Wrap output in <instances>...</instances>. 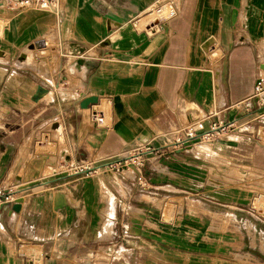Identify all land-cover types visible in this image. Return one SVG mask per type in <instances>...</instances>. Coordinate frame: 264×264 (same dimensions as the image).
<instances>
[{
  "label": "crops",
  "instance_id": "1",
  "mask_svg": "<svg viewBox=\"0 0 264 264\" xmlns=\"http://www.w3.org/2000/svg\"><path fill=\"white\" fill-rule=\"evenodd\" d=\"M159 1L57 0L54 13L0 0V190L20 205L13 211L16 201H0V264H102L104 250L135 264V238L170 224L152 228L145 201L139 213L131 210L133 175L127 181L113 170L118 183L101 165L138 146L158 149L177 127L217 119L247 130L147 153L150 169L186 173L174 182L188 195L176 198L174 243L164 248L176 252L174 264H264V212L243 200L248 183L264 180V110L255 119L253 110L235 108L264 57V0H173L166 27L148 32L149 9ZM38 41L49 46L43 76L40 58L26 50ZM37 85L48 92L33 101ZM86 97L96 100L82 107ZM212 154L226 167L209 165ZM67 159L95 169H57ZM215 172L229 175L211 182L226 191L218 201L199 191ZM203 200L222 212L204 211ZM143 254L136 264H156Z\"/></svg>",
  "mask_w": 264,
  "mask_h": 264
},
{
  "label": "rangeland",
  "instance_id": "2",
  "mask_svg": "<svg viewBox=\"0 0 264 264\" xmlns=\"http://www.w3.org/2000/svg\"><path fill=\"white\" fill-rule=\"evenodd\" d=\"M153 18L154 17L151 16V19ZM48 48L49 46H46L40 49H31V48L26 49L29 53L35 54V58H40V61H38V64L36 65V67H38V72L41 76H43V74L45 73L41 69L40 65H44L46 68V61L41 60V59L46 58V54L49 52ZM30 63H32V60H29L28 62L23 61L21 65L26 66ZM205 158L208 159L209 163L207 161L206 163H208L209 165L210 164L214 166L219 165L221 166V168L226 167L227 162L218 155L212 154V156L211 155L209 157L205 156ZM146 162L147 160L141 166V172H142L141 180H138V179L132 180V183H134V188L131 187L130 189L131 191L133 190V192L131 193L135 198L133 201V204L135 203L136 204H135V207H131V210H133L136 213H139V211L137 210V207H138L137 205H142L144 203L143 201H145V204H146L145 206L149 208L152 214L151 216L152 220L150 222L152 223L151 227L153 228L155 224L160 223V222L163 224L164 223L170 224V226H167V227L164 226L165 228L164 232L163 231L162 232H158V231L150 232L151 234L147 233V236L135 238L136 242L140 244V246H138L135 250L136 251L135 255L138 256L136 257V261L137 259H141L142 255H145L143 254V252H145L147 255L151 256L152 261H154L156 264L178 263L179 259H177L178 256L176 255V252L171 251L169 249H165V248H168L169 246L173 247L172 245L174 243V238L172 237V234L175 232V229H177L175 225L176 221L171 219V217H174L173 215L175 212H181V209H180L181 205L177 203L176 198H178V196L180 195H188V194H185L184 192L181 193L179 190V187L175 186L174 182L177 181L176 183L178 184L182 183L181 176L186 177V173L177 174L174 171H172V172H169L171 174H165V172H163L164 170L162 167H157L154 170H152L149 168V165L147 166ZM146 166H147V169L143 170ZM169 170H171V168ZM120 171H122L124 175V176L122 175V177H124V179H126L127 181H131L129 180L131 179L130 176H132V172H130V170L122 169ZM107 172L111 173L112 178L114 177L116 181H118L117 180L118 178L120 179V176H117L116 174H115L116 176H114V173H112V170L107 171ZM215 174H218V176L210 177V181L207 182L206 180H204L205 182L202 183V185L200 184L201 187L199 186L200 187L199 191L201 192L200 195H202L205 199H209L213 197L216 201H218V199H222L224 197V194H226V191H224L223 188H221L223 184H216L215 187H213L211 182L213 180H218V181L220 180V182L222 183L223 179H226V178L229 179L228 177L229 175L228 173H223V172H215ZM177 176H180V177H177ZM164 181H167V183L172 182V184L166 185V183H162ZM183 184H184V187L189 189L187 191H190V189L194 188V186H192L186 181H184ZM248 184L250 186L246 188V192H245L246 198H244L243 200L248 202L249 205H252L257 211L264 212V180L262 181V183H259L258 186L254 183H248ZM231 194H234V195L237 194L236 190H232ZM141 195H144L145 198H143ZM146 202H149V203H146ZM203 202H204L203 203L204 211L214 210V211L222 212V208H223L222 205L212 204L207 200H203ZM187 203H188L189 210H191L192 203L191 202H187ZM186 210H187V207H185L184 205L182 212H185ZM153 219L156 220L154 224H153ZM170 222H173V224ZM183 222L185 223L186 221H183ZM207 222H208L207 220L204 221L205 224ZM188 223H190V221H188ZM127 239H130V238L126 236L120 237L119 242L123 244H127L126 242ZM149 245L152 248H150ZM115 248L116 247H114V249ZM121 249L122 248H120V250ZM108 252L109 251L104 250L103 252H100L98 254L99 256H102V258L98 259L99 262H102V264H106V262L109 260V262H112L114 264H120V261L122 260L120 258H117L113 254L112 255L107 254ZM219 254L221 255L222 253H219ZM136 261H135V264H136Z\"/></svg>",
  "mask_w": 264,
  "mask_h": 264
},
{
  "label": "built area",
  "instance_id": "3",
  "mask_svg": "<svg viewBox=\"0 0 264 264\" xmlns=\"http://www.w3.org/2000/svg\"><path fill=\"white\" fill-rule=\"evenodd\" d=\"M15 3L20 8L36 7L39 9L57 12V0H15ZM150 12L153 14V19H150L145 25L148 32L161 31L166 27L167 22L175 15L176 9L173 0H162L152 6ZM43 43V41L41 42ZM40 44V45H41ZM33 48H40L39 44L32 45ZM258 69L250 94L244 97L241 101L235 103V108L250 112L253 110L258 119L259 115L263 114L264 110V57H258ZM243 110V111H244ZM261 110V111H260ZM234 130H247V127L236 123V119L227 121L217 119L209 125H205L202 120H196L184 127H177L170 131L166 142L158 149H152L150 146L136 147L131 152L123 157H118L107 161L101 167L106 170L120 171L127 169L132 172L133 178L141 180V166L147 160V153H162L163 151H174L175 149L185 148L191 145V141L199 139L200 141L210 142L215 138L222 137ZM57 169L67 171L71 175L88 174L95 167H92L87 162L73 161L70 159L63 160L58 165ZM1 202H14L16 196L9 189L0 190Z\"/></svg>",
  "mask_w": 264,
  "mask_h": 264
},
{
  "label": "water",
  "instance_id": "4",
  "mask_svg": "<svg viewBox=\"0 0 264 264\" xmlns=\"http://www.w3.org/2000/svg\"><path fill=\"white\" fill-rule=\"evenodd\" d=\"M30 48H32V47H30ZM47 92H48V89H47L46 87H43L42 85H37L34 94L31 96V99H32L33 101H37V100L40 99L43 95H45ZM95 100H96L95 97H86V98H84V99L82 100L81 105H82V107H88V105H89L90 103H94ZM5 205H8V203H5ZM19 208H20V205H19L18 201H16L15 203H13V204L11 205V209H12L13 211H18Z\"/></svg>",
  "mask_w": 264,
  "mask_h": 264
},
{
  "label": "bare ground",
  "instance_id": "5",
  "mask_svg": "<svg viewBox=\"0 0 264 264\" xmlns=\"http://www.w3.org/2000/svg\"><path fill=\"white\" fill-rule=\"evenodd\" d=\"M38 44H39V41H38ZM42 46V45H41ZM40 47V46H39ZM43 48V47H42ZM39 49V48H38ZM63 136V135H62Z\"/></svg>",
  "mask_w": 264,
  "mask_h": 264
}]
</instances>
